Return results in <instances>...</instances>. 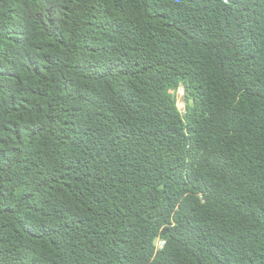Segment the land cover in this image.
<instances>
[{"label": "trees", "instance_id": "trees-1", "mask_svg": "<svg viewBox=\"0 0 264 264\" xmlns=\"http://www.w3.org/2000/svg\"><path fill=\"white\" fill-rule=\"evenodd\" d=\"M0 264H264V0H0Z\"/></svg>", "mask_w": 264, "mask_h": 264}, {"label": "rangeland", "instance_id": "rangeland-1", "mask_svg": "<svg viewBox=\"0 0 264 264\" xmlns=\"http://www.w3.org/2000/svg\"><path fill=\"white\" fill-rule=\"evenodd\" d=\"M172 93L175 96L177 107L180 110V112L183 114L185 113V104L186 100L184 97V89L183 86L180 85L176 90H172ZM160 244H162V241L160 239L156 240V245L160 247Z\"/></svg>", "mask_w": 264, "mask_h": 264}, {"label": "built area", "instance_id": "built-area-1", "mask_svg": "<svg viewBox=\"0 0 264 264\" xmlns=\"http://www.w3.org/2000/svg\"><path fill=\"white\" fill-rule=\"evenodd\" d=\"M162 243H163V241H162ZM162 244H160V246H161Z\"/></svg>", "mask_w": 264, "mask_h": 264}]
</instances>
